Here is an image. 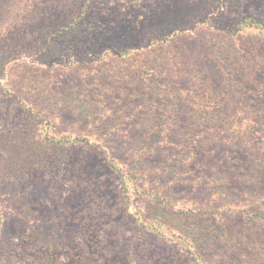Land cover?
Segmentation results:
<instances>
[{"label":"rangeland","instance_id":"1","mask_svg":"<svg viewBox=\"0 0 264 264\" xmlns=\"http://www.w3.org/2000/svg\"><path fill=\"white\" fill-rule=\"evenodd\" d=\"M211 1L142 0L135 10L128 4L123 11L111 12L109 19L112 23L102 25L94 20L92 44L86 43L90 33H84L86 37L79 39L84 45H70L71 39L66 42L68 37L60 33L55 37L53 48L42 50L38 47L41 44H27L24 51L15 55H1L0 62L5 64L8 75L6 77L4 71L0 73V132L10 130L22 120L40 119L34 113L38 105L44 113L55 115L54 131L60 134L86 130L89 116L94 122V113L100 110L105 115L97 128L103 126L110 130L120 123L122 130H127L125 135L130 136L132 128V135L140 140L146 142L150 138L152 142L147 141L146 146L151 152L145 158L152 163L160 160V163L146 166L150 174L156 166L163 165L171 170L175 164L173 161L179 158L183 164L182 169H178L180 176H195L201 170H207L212 156L219 159L225 156L226 161L228 153L238 154V149L246 144L241 137L230 135V130L226 129L225 120L220 116V106H225L226 102L217 103L218 93L222 96L228 80L235 79V68L225 70L230 72L228 77L219 63H211L207 57L202 60L206 47L203 31L198 25L191 30L187 19L203 22V14L191 16L202 9L211 21H215L211 30L216 29L217 35H225L218 31L226 22L264 15V0H228L220 9L215 5L214 10H209ZM173 19L184 27L175 44L183 54L182 63L174 66L175 60H169L163 49L152 53L154 58L162 60L159 62L164 67L159 72L152 68L144 72L147 83L134 68V59L144 62L148 56L146 52L138 53L140 58L134 55L128 60L120 59L116 51L112 55L100 56L101 49L114 41L122 44V39L133 28L160 26ZM243 33L236 36L238 47L249 61L250 69H260L261 66L255 65L250 56L264 54L263 37L255 31ZM191 58L195 59L187 65ZM205 70L209 71V76L206 73L201 75ZM179 73L183 76L178 80L181 93L176 104H180L174 106L176 110L165 111V101L162 106L160 104L166 96L165 83L177 82ZM246 76L243 71L240 79L244 81ZM86 85L89 89L84 92L81 88ZM251 85L245 84L244 87ZM84 105L92 108L91 115L81 116L86 113ZM204 106L210 108V114L203 109ZM196 109L200 116L197 120L190 114ZM139 118L154 120L155 131L135 126ZM174 132L176 136L180 134L183 143L180 148L170 149L167 156L166 143L174 140ZM157 142L163 143L156 145ZM117 144L118 147L114 145V148L119 150L108 154L97 146L89 147L81 142L71 147L58 145L42 166L0 183V262L6 264L16 257L19 262L28 264H116V253L122 249L123 256L132 244L143 250L146 249L144 245L147 246L145 254L139 252L143 261L151 262L147 264H189L188 253L179 245L167 238L138 231L133 218L124 213L117 194L119 175L107 160L114 157L117 166L125 167L136 144L124 142V139H118ZM257 152L258 149H254L252 153L255 156ZM191 158L194 162L189 164ZM263 187H256V190H263ZM211 192L201 189L196 193L193 190L191 198L198 194L196 203L204 205ZM134 204L146 214L151 210V204L141 198H136ZM233 226L242 231L245 229L247 236L253 228L242 218L230 228ZM32 230H39L40 237L29 243H17L18 234ZM222 230L210 231L217 248L225 256L226 261L222 264H244L236 250L243 241L235 236V232L227 230L224 233ZM132 233L138 234L136 245L131 243Z\"/></svg>","mask_w":264,"mask_h":264},{"label":"trees","instance_id":"2","mask_svg":"<svg viewBox=\"0 0 264 264\" xmlns=\"http://www.w3.org/2000/svg\"><path fill=\"white\" fill-rule=\"evenodd\" d=\"M225 1L228 0H212L209 10H214L215 5L220 9ZM141 2L142 0H0V56L15 55L24 51L27 44H41L38 47L42 50L53 48L55 37L60 33L68 37L66 42L71 39L70 45L75 43L84 45L79 39L86 37L84 33H90L86 43L92 44L94 20L107 25L112 23L109 19L111 12L117 9L123 11L128 4L135 10ZM197 14L205 16L203 22L196 23L187 19V23L188 21L191 23L188 26L191 30L198 25L203 31L206 42L203 51L206 56L203 52L202 60L207 57L211 63H219L224 67V72L226 69L235 68V79L228 80L226 92L222 96L218 93L217 103L226 102L225 106H220V116L224 118L230 135L241 137L246 149L242 145V148H237L238 154L228 153L226 161L225 156L220 159L212 156L207 170H201L195 176L187 177L184 174L180 176L178 169H182L183 164L179 158L173 161L175 164L171 170H167L163 165L156 166L154 172L150 174L146 166L150 163H160V160H157L158 162L154 160L152 163L145 158L148 156L147 153L151 152L146 146L147 141V143L152 142L150 138L146 142L144 139L140 140L138 136L132 135V128L131 135H125L127 130H122L124 128L120 123H116L115 128L110 130H105L103 126L97 128L105 115V112L100 110L94 113L96 117L94 122L91 120L92 116H89L86 130L74 134H60L54 131L55 115L51 112L44 113L38 105L34 113L40 119L22 120L10 130L0 132V183L26 175L42 166L55 146L68 144L71 147L74 143L81 142L89 147L97 146L100 151L108 154L119 150L114 148V145L118 147L117 140L124 139V142L136 144L135 148H132L134 154L126 162V166H117L114 157H110L107 161L119 175L117 194L124 213L133 218L138 231L173 241L188 253L189 264H222L226 261L225 256L222 255L220 248H217L211 232L214 229V232L223 229L224 233L231 230L243 241L242 245H237L239 247L236 248L241 261L244 264H264V187L263 190H256V187L264 186V54L250 56L255 60V65L261 66L260 69L251 70L249 61L245 59L236 39L238 34H244L245 31H255L258 36L264 38V15H251L228 22L223 17L222 20L227 24L221 26L218 32L227 35L225 36L217 35L216 29L211 30L215 21H211L204 10L200 9L191 16ZM174 20L164 22L160 26L143 29L135 27L125 35L122 44L118 45L117 41H114L110 46L101 49L100 56L112 55L116 51L120 59L128 60L134 55L139 57L138 53L146 52L148 56L144 62L141 59H134V68L141 75L144 83H147L144 72L146 73L149 68L159 72L164 67V64L159 62L162 60L154 58L152 53L163 49L169 60H175L174 66L176 63L178 65L182 63L183 54L180 53L179 45L175 44L176 37L181 35L184 27L176 24L177 20ZM194 59L191 58L187 65H191ZM1 71H4L7 77L6 66L2 61L0 73ZM243 71L247 73L244 81L240 79ZM205 73L209 76L207 70L201 75ZM226 75L230 77V72ZM182 76V73L177 74V82L174 84L168 81L165 83L166 96L160 103L162 106V102L165 101L163 102L166 104L165 111L170 108L176 110L174 106L180 104L176 102L177 96L181 93L178 80ZM250 83L251 86L244 87L245 84ZM81 89L87 92L89 85ZM161 92L164 90L162 89ZM83 107L86 113L81 116L91 115L89 111L92 108L86 105ZM203 109L210 114V108L204 106ZM198 113L199 110L196 109L190 114L197 120L200 117ZM39 122L40 126H38ZM155 123L154 120L139 118L135 126L154 132L157 128ZM175 136L176 132L173 133V137ZM162 143L157 142L156 145ZM182 143L183 138L178 134L172 142L166 143V155H170V149L180 148ZM254 149H258L255 156L252 153ZM191 162H194L193 158L189 164ZM201 189L212 191L208 200H204V205L196 203L198 194L191 198L193 190L197 193ZM136 198L151 204V210L147 214L135 206ZM241 218L253 226L249 236L245 229L242 231L237 226L230 228ZM39 232L32 230L28 233H20L16 236L17 243H29L40 237ZM132 235L131 243L136 245L138 234L132 233ZM144 248L147 249V246L144 245ZM146 249L131 244L123 256L122 249L116 253V264H147L150 261H143L139 254L140 251L145 254L148 251ZM156 249L153 250L154 253ZM27 258L28 256L25 255V259ZM6 264L28 263H21L15 257Z\"/></svg>","mask_w":264,"mask_h":264}]
</instances>
